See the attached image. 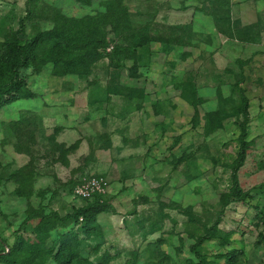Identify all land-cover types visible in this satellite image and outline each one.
<instances>
[{"label":"rangeland","instance_id":"rangeland-1","mask_svg":"<svg viewBox=\"0 0 264 264\" xmlns=\"http://www.w3.org/2000/svg\"><path fill=\"white\" fill-rule=\"evenodd\" d=\"M118 9L160 42L136 49L133 29L122 39L109 32L108 55L89 75L55 74L52 62L35 59L20 70L28 92L3 96L0 256L18 238L24 253L33 246L42 213L65 217L96 204L72 189L99 175L110 183L98 217L104 236L56 218L51 240L33 248L37 261L61 245L71 264H264V0H0V59L12 58L13 35L32 38L48 12L60 25ZM10 77L0 68V82ZM97 91L104 100L94 105ZM183 91L203 103L192 106ZM243 96L252 145L237 176L251 198L241 201L232 175Z\"/></svg>","mask_w":264,"mask_h":264},{"label":"trees","instance_id":"trees-1","mask_svg":"<svg viewBox=\"0 0 264 264\" xmlns=\"http://www.w3.org/2000/svg\"><path fill=\"white\" fill-rule=\"evenodd\" d=\"M55 15L56 14L53 12H48L45 15V18H38L39 22L33 26L34 32L32 38L28 39V36L26 35L28 33L26 32V34H20L19 36L13 35V38L6 44V46L11 49L9 54L12 56V58L9 59L7 54L3 56L2 59H0V68H9L11 77L3 82H0V105L5 101V96H8V102H13L20 99L22 93L28 92L27 78L20 77V70L29 68L35 59L36 61H42V63H45V60L47 62H52L54 64L55 74L89 75L91 73L90 71H94L95 69L93 68V65L99 59L108 55L104 52L108 46L107 34L109 32L112 34L115 33L117 37L122 39V34L124 32L131 31L133 29V24L131 23L129 16L124 9H118L117 11L112 10L109 17L101 16V18L97 20H95L93 17H87L82 20H76L68 24L60 25L57 23L58 19L56 18L55 20ZM43 21L47 23L42 24ZM110 21H113L115 27H109V25L112 26V24L109 23ZM44 25H48V29H45ZM107 27L109 29H107ZM133 30L136 35H132L130 42L136 44V49L141 48L148 50L150 49L152 43L160 42L154 39L152 36H142L140 31L137 32L135 29ZM114 49L117 53H124L127 51L121 46H115ZM114 68L116 69L118 67ZM132 70L136 73L138 68L133 67ZM98 91L97 93L91 92L92 94L90 96V102L94 105L104 100V98L101 96L102 92ZM181 97L186 101H189V99L191 100V97L186 96L184 91L183 93L181 92ZM197 99L200 103H203V98H200L199 94L196 92L194 94V101L192 103L191 100L192 104H190L193 106V104H195V100ZM248 109V99L243 96L239 113L242 115L243 120L238 123L241 130L239 138L241 147L240 154L238 160L235 163V169L232 175L233 197L241 201L251 198L249 193H243L239 186L237 176L239 169L244 166L248 151L252 145L250 142L245 140V137L247 136V125L250 121ZM196 114L199 115V113ZM211 114L212 113H209L208 116ZM214 122V125L218 126L219 128H221L223 125L222 120L219 118H216ZM192 123L196 124V119H194ZM208 124L212 123L208 121ZM208 127L211 128L213 126L209 125ZM54 141V145H59V147L61 146V144ZM79 143L80 142H77L74 148L78 147V145H80ZM95 176L105 179L104 176ZM106 195L96 196L93 200H81L88 203L97 202V205L93 204V206H90L89 204L87 207L79 208L65 217H61L57 213H52L50 216H45L42 213V216H44L43 222L45 223H43V227L38 233V237H36L35 240L31 242L33 246H31L30 249L26 248L25 253H27V257L23 249L25 243L22 239L18 238L15 240L13 246L10 247V252L6 253L5 250L2 251V253H6V255L0 256V262H6L7 264H47L48 259L51 258L57 264H71V256L73 254L63 251L61 249V245H59L57 250L53 249L54 247L49 250V252H47V257L41 259V261H37V255L34 254L33 248L34 246L38 245L43 246L47 241L51 240V236L49 234L53 223L51 221H54L56 218L58 219V222L63 224L65 221L68 222L69 220L73 219L76 221V223L83 224V232L96 235L98 233L97 230H99L101 235L104 236V230L98 222V217L104 212V210L100 208L102 205L100 203H102L101 201H103V198ZM261 242H264V236H262ZM25 246L27 247L26 244ZM195 254H197L198 259H202L198 250H195Z\"/></svg>","mask_w":264,"mask_h":264},{"label":"built area","instance_id":"built-area-1","mask_svg":"<svg viewBox=\"0 0 264 264\" xmlns=\"http://www.w3.org/2000/svg\"><path fill=\"white\" fill-rule=\"evenodd\" d=\"M110 183L97 176L80 180L73 189V195L79 200H93L96 196L109 193Z\"/></svg>","mask_w":264,"mask_h":264},{"label":"crops","instance_id":"crops-1","mask_svg":"<svg viewBox=\"0 0 264 264\" xmlns=\"http://www.w3.org/2000/svg\"><path fill=\"white\" fill-rule=\"evenodd\" d=\"M151 47H152V45H151ZM162 49V48H161Z\"/></svg>","mask_w":264,"mask_h":264}]
</instances>
